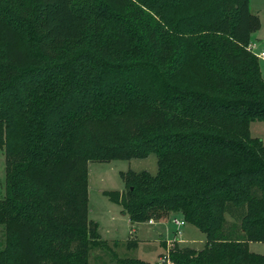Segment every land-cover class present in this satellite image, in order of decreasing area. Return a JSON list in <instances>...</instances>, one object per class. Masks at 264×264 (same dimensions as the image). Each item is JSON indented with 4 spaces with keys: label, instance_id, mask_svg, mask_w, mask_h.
Returning <instances> with one entry per match:
<instances>
[{
    "label": "trees",
    "instance_id": "1",
    "mask_svg": "<svg viewBox=\"0 0 264 264\" xmlns=\"http://www.w3.org/2000/svg\"><path fill=\"white\" fill-rule=\"evenodd\" d=\"M37 1L36 16L0 3V264H89L91 248L152 264L118 257L89 220V163L151 154L155 175L122 172L125 190L103 194L133 224L180 213L206 235L200 251L172 242L173 264H264L248 247L264 243L250 0H94L93 20L75 0Z\"/></svg>",
    "mask_w": 264,
    "mask_h": 264
},
{
    "label": "rangeland",
    "instance_id": "2",
    "mask_svg": "<svg viewBox=\"0 0 264 264\" xmlns=\"http://www.w3.org/2000/svg\"><path fill=\"white\" fill-rule=\"evenodd\" d=\"M4 0H0L2 3ZM28 8L29 16L40 14V6L37 0H25ZM75 3L83 14H90L89 18L98 13L99 8H95L94 0H75ZM99 3V2H97ZM250 9L253 14L257 15L260 20V27L252 33V42L256 43L257 49L255 53L264 52V0H250ZM92 27L88 30L91 32ZM69 44V43H67ZM67 44H54V51H58L63 47H71L76 52L86 48V42ZM257 57V56H256ZM260 70L264 78V59L258 57ZM250 132L253 138L264 141V121H253L250 125ZM141 172L147 171L155 175L158 171L157 156L151 154L146 159L119 160L108 163L90 162L89 163V220L98 223L99 233L103 239L109 242L110 249L120 258L139 259L159 264L161 259L167 252L173 249L172 242H177L182 248L202 250L206 244V235L200 232L196 227L187 224L181 228L182 235L175 236L177 229L173 222L171 213L162 218H153L146 223L133 224L124 218L122 208L116 203L110 201L104 196V191H124L125 182L121 177V173L128 171ZM6 194V164L5 153L0 148V195L4 197ZM180 214V213H178ZM228 221H233L230 215H225ZM176 220H180L177 218ZM164 223L166 225L158 224ZM149 224V225H148ZM168 229V231H167ZM184 232V235H183ZM164 234V238L168 241L163 242L159 235ZM168 236V238H167ZM181 240V241H179ZM136 243L137 245H132ZM7 230L6 227L0 225V251L6 248ZM249 251L255 254L264 255V243H250ZM100 248H91L89 255V264H115V260ZM163 264V263H162ZM169 264V263H166ZM170 264H173L170 259Z\"/></svg>",
    "mask_w": 264,
    "mask_h": 264
},
{
    "label": "built area",
    "instance_id": "3",
    "mask_svg": "<svg viewBox=\"0 0 264 264\" xmlns=\"http://www.w3.org/2000/svg\"><path fill=\"white\" fill-rule=\"evenodd\" d=\"M257 49V45L256 43H253L251 42L249 45H248V48L247 50L250 51L251 53H253L255 56L257 57H261L264 59V52H260V53H255L254 50ZM173 222L176 224L177 226V229H176V232H175V236H181L182 235V232H181V228L185 226L186 224V221L185 220H176L174 219ZM153 221H150L149 224L150 225H153ZM166 264V263H169L170 264V254L167 252L166 255H164V257L161 259V262L159 264Z\"/></svg>",
    "mask_w": 264,
    "mask_h": 264
},
{
    "label": "crops",
    "instance_id": "4",
    "mask_svg": "<svg viewBox=\"0 0 264 264\" xmlns=\"http://www.w3.org/2000/svg\"><path fill=\"white\" fill-rule=\"evenodd\" d=\"M251 40H252V39H251ZM251 42H252V41H251ZM123 216H124V218H125V217L128 218V217L125 216V215H123ZM177 218H180V220H185V219L183 218V216H182L181 214H178V213H177V214H174L172 219L174 220V219H177ZM128 221H130L129 218H128ZM146 224H147V223H146ZM158 224L166 225V224H164V223H157V224H155V225H151V226H156V225H158ZM187 224H188V223H186L185 226H186ZM148 225H149V224H148ZM167 231H168V229H167ZM175 232H176V231H175ZM175 232L173 231V234H174V235H175ZM183 235H184V232H183ZM101 236H102V235H101ZM159 237H160V239L163 240V242L168 241V239H165V238H164V234H163V233L160 234ZM102 238H103V237H102ZM167 238H168V236H167ZM179 241H181V240H179Z\"/></svg>",
    "mask_w": 264,
    "mask_h": 264
}]
</instances>
